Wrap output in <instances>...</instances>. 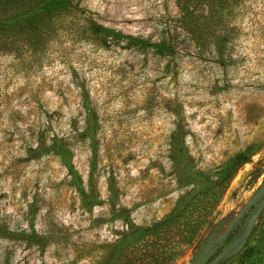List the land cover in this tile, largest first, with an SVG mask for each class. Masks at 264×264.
<instances>
[{
    "label": "rangeland",
    "instance_id": "1",
    "mask_svg": "<svg viewBox=\"0 0 264 264\" xmlns=\"http://www.w3.org/2000/svg\"><path fill=\"white\" fill-rule=\"evenodd\" d=\"M50 1L0 52V264H264V0Z\"/></svg>",
    "mask_w": 264,
    "mask_h": 264
},
{
    "label": "trees",
    "instance_id": "2",
    "mask_svg": "<svg viewBox=\"0 0 264 264\" xmlns=\"http://www.w3.org/2000/svg\"><path fill=\"white\" fill-rule=\"evenodd\" d=\"M31 0H0V52H14L18 54L20 48L15 43L17 37V31L19 27L18 20H21V15L25 12L24 5H26ZM50 5H54L56 7H62L68 5L67 0H51L50 3L43 4V2L35 3V11L42 12L46 10ZM28 9L31 7L27 6ZM34 11V12H35ZM33 18V15L30 16V19ZM39 23L31 22V32L27 39H30V43L32 45H38L43 40L44 33L49 32L48 30L44 31V33L39 30ZM39 30V31H38ZM117 38L128 40L131 44H134L136 47H159L162 50H168L164 45V41H161L156 44L150 43L148 40H145L141 37H132V36H124L120 33H113ZM15 37V39H14ZM81 94V93H80ZM250 160L249 149H246L243 152H240L226 161L219 169L218 175L219 180L214 184L216 187L226 188L229 183L232 181L233 177L239 171V169ZM186 203L181 201L179 206L177 207L175 213L167 217L161 221H158L152 224L147 228H137L131 225V232L133 235L139 234L140 236H150L153 238V242L158 244L160 247H164V241L166 240V236L168 235L170 226L173 225L177 220H179L180 216H183L185 212ZM131 224V223H129ZM156 238V239H154ZM242 264L244 262H248V260L252 257V251H247L244 255L241 256Z\"/></svg>",
    "mask_w": 264,
    "mask_h": 264
},
{
    "label": "water",
    "instance_id": "3",
    "mask_svg": "<svg viewBox=\"0 0 264 264\" xmlns=\"http://www.w3.org/2000/svg\"><path fill=\"white\" fill-rule=\"evenodd\" d=\"M247 175V174H246ZM245 175V177H246ZM245 177H242L241 178V181L245 178ZM223 254L224 252L222 251L221 253H219L214 259L213 261H211L210 263L208 264H216L222 257H223ZM207 256H201L197 262H195L194 264H206L207 263Z\"/></svg>",
    "mask_w": 264,
    "mask_h": 264
}]
</instances>
